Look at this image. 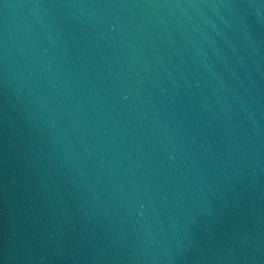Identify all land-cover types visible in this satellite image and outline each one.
Segmentation results:
<instances>
[{"label": "water", "instance_id": "1", "mask_svg": "<svg viewBox=\"0 0 264 264\" xmlns=\"http://www.w3.org/2000/svg\"><path fill=\"white\" fill-rule=\"evenodd\" d=\"M0 264H264V0H0Z\"/></svg>", "mask_w": 264, "mask_h": 264}]
</instances>
